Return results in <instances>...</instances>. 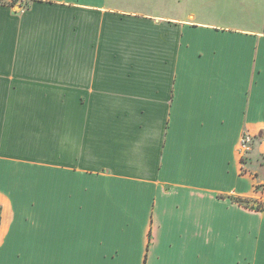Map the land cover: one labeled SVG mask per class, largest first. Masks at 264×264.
I'll return each mask as SVG.
<instances>
[{
    "label": "crops",
    "instance_id": "0c3cea01",
    "mask_svg": "<svg viewBox=\"0 0 264 264\" xmlns=\"http://www.w3.org/2000/svg\"><path fill=\"white\" fill-rule=\"evenodd\" d=\"M244 134L264 0L0 3V264H264Z\"/></svg>",
    "mask_w": 264,
    "mask_h": 264
},
{
    "label": "rangeland",
    "instance_id": "374dc122",
    "mask_svg": "<svg viewBox=\"0 0 264 264\" xmlns=\"http://www.w3.org/2000/svg\"><path fill=\"white\" fill-rule=\"evenodd\" d=\"M252 145L253 142L250 145V150L249 152H247L246 155H244L243 157L240 156L241 162H243L242 164H244V167H246L247 170H255L257 168L260 167H264V158L257 156L256 154H254L252 152ZM250 168V169H249ZM255 204V206H253ZM252 207H260L262 208L263 205H261V203H257V202H251L250 204Z\"/></svg>",
    "mask_w": 264,
    "mask_h": 264
},
{
    "label": "built area",
    "instance_id": "2783aa9c",
    "mask_svg": "<svg viewBox=\"0 0 264 264\" xmlns=\"http://www.w3.org/2000/svg\"><path fill=\"white\" fill-rule=\"evenodd\" d=\"M19 0H0V3L14 7ZM252 143V137L248 134H244L240 141V156L243 157L250 150V145Z\"/></svg>",
    "mask_w": 264,
    "mask_h": 264
},
{
    "label": "trees",
    "instance_id": "16d2710c",
    "mask_svg": "<svg viewBox=\"0 0 264 264\" xmlns=\"http://www.w3.org/2000/svg\"><path fill=\"white\" fill-rule=\"evenodd\" d=\"M25 4V6H27V4L26 3H24ZM21 6V5H20ZM243 163V162H242ZM234 201L235 202H237V203H239L240 205H244L245 207H247V208H250V209H255L256 211H263L264 210V207L262 206V208H260V207H252L251 205H250V201H248V200H242V199H234ZM0 222H1V208H0Z\"/></svg>",
    "mask_w": 264,
    "mask_h": 264
}]
</instances>
